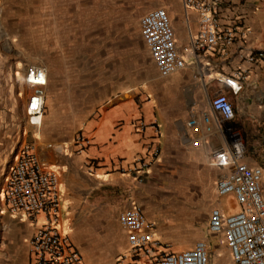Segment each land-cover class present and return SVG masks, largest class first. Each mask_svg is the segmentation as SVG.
<instances>
[{"label":"crops","instance_id":"0c3cea01","mask_svg":"<svg viewBox=\"0 0 264 264\" xmlns=\"http://www.w3.org/2000/svg\"><path fill=\"white\" fill-rule=\"evenodd\" d=\"M40 2L29 0L26 9L20 0H0V121L18 123L14 131L0 130V264H31L28 239L42 223L41 215L9 213L1 195L15 149L25 141L54 145L37 153L57 173L61 230L69 227L82 264H118L117 255L127 249L125 234L109 218L116 222L120 210L132 207L147 219L167 216L164 226L153 229V251H178L203 239L209 264H216L224 240L208 232L209 211L230 214L238 205L232 194L216 193V179L231 166L215 162L225 141L209 99L222 93L229 100L230 124L244 141L242 161L260 167L264 198V60L250 63L239 56L264 51V0L218 1L219 24L245 29L227 58L191 50L198 16L181 0L138 5L142 15L154 6L168 15L183 66L166 76L156 71L139 20L132 19L133 0H43L41 13ZM31 64L46 73L35 124L24 113ZM239 68L244 77L230 87L223 78ZM202 114L212 122L209 131ZM190 118L195 125H187ZM77 132L90 140L80 153L71 146ZM154 146L159 152L146 170L122 171L136 158L148 160ZM124 253L121 262L131 255Z\"/></svg>","mask_w":264,"mask_h":264},{"label":"built area","instance_id":"2783aa9c","mask_svg":"<svg viewBox=\"0 0 264 264\" xmlns=\"http://www.w3.org/2000/svg\"><path fill=\"white\" fill-rule=\"evenodd\" d=\"M219 0H181L186 9L197 13V30L190 41L193 52L217 51L220 56L229 57V47L235 38L245 34V29L221 26L217 18ZM140 35L147 47L151 61L161 76H166L183 66V59L177 53L168 15L164 8L153 7L139 18ZM248 62L264 60V51L251 50L240 54ZM243 69H236L232 76L223 81L230 87H238L236 80L244 77ZM45 69L41 64H31L25 72L29 92L24 105L27 122L37 123L42 109ZM209 107L215 117L225 145L219 147L214 158L220 165H229V172L215 181L218 195L230 193L238 205V210L222 214L218 208H211L208 214L207 230L221 234L229 251L231 264H264V198L259 185L261 169L248 166L242 161L244 141L241 132L230 124L233 119L232 106L227 97L216 93L209 99ZM204 129L209 131L211 120L202 114ZM193 118L187 125H195ZM143 129V122L138 123ZM90 144L89 138L77 132L71 146L74 153H80ZM51 142L38 144L25 141L17 146L11 164L3 179L1 195L6 210L11 214L42 216V223L28 239V253L31 264H82L80 254L60 226V199L58 176L46 160L39 157V149L53 148ZM159 150H150L149 159L136 158L135 165L122 169L125 172L146 170ZM140 180V178H138ZM119 227L124 231L129 253L128 261L118 264H209L208 246L203 239H197L191 247L178 250L155 252L151 245L155 242L153 229L167 223L164 213L147 219L138 207L120 210L116 216ZM125 253L121 260L125 259ZM131 258V259H130Z\"/></svg>","mask_w":264,"mask_h":264},{"label":"rangeland","instance_id":"374dc122","mask_svg":"<svg viewBox=\"0 0 264 264\" xmlns=\"http://www.w3.org/2000/svg\"><path fill=\"white\" fill-rule=\"evenodd\" d=\"M147 1L148 0H133L132 13H133L134 16H133L132 19H136V20L138 19L139 20L140 16L142 15V10L138 9L137 6L138 5L143 6V4L145 5L147 3ZM43 3H44L43 0H41L40 4L38 5V12H40V13L43 12ZM20 4H21V6L26 7V9H28L29 0H20ZM40 5H42V6H40ZM154 7H156V6H154ZM26 21H28V20L26 19ZM26 26L28 27V24H26ZM41 34L42 35H41L40 42H41L42 46H44V39H43L44 33H41ZM13 93L15 94V92H13ZM18 102H19L18 98L15 95H13L12 103L18 104ZM15 108H16V106L14 107V109ZM17 124L18 123L14 122V121L13 122L0 121V130L5 129L7 131H11V130L14 131L13 129H15ZM114 220H115V218H112V216H111L109 218V225L112 228H116V227L120 228L119 225H118L117 219H116V222ZM68 231L71 232L69 227L67 228V225H64V233L69 234ZM128 250L129 249H126V250L122 251L121 253H119V255H117V261L118 262L120 261V258L122 257V254L124 252L128 253ZM219 251H220V253H222V255H221V258H218V260L216 261V264H231L230 258H229V255H228L229 253H227V247H226L225 243L220 242ZM221 259H223V260H221Z\"/></svg>","mask_w":264,"mask_h":264},{"label":"bare ground","instance_id":"6f19581e","mask_svg":"<svg viewBox=\"0 0 264 264\" xmlns=\"http://www.w3.org/2000/svg\"><path fill=\"white\" fill-rule=\"evenodd\" d=\"M34 120H36V122H39V121H38V118H36V119H34Z\"/></svg>","mask_w":264,"mask_h":264}]
</instances>
